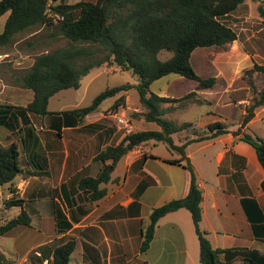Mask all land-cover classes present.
<instances>
[{
	"label": "crops",
	"instance_id": "obj_1",
	"mask_svg": "<svg viewBox=\"0 0 264 264\" xmlns=\"http://www.w3.org/2000/svg\"><path fill=\"white\" fill-rule=\"evenodd\" d=\"M258 4V0H244L229 14V25L237 38L226 50L211 46L192 51L191 66L193 55L199 50L195 61L203 63V70L196 73L201 77L214 76L212 87L198 89L195 80L168 74L155 80L159 83L153 91L172 99L161 104L165 118L177 125L189 124L172 133L175 144L209 134L206 126L214 122L227 130L210 139L189 141L184 147L185 161L192 165L202 193L201 229L206 231L213 248L239 250L226 264H264V192L260 188L264 169L253 146L240 139L241 133L264 139V106L255 109L241 133L233 134L255 94L241 78L242 71L253 63L264 67V19L257 13ZM162 78L164 82L160 81ZM247 78L257 91L264 88L261 72H252ZM13 80L11 84L0 79L1 106L25 105L33 97V92L29 93L23 103L16 104L14 99L24 97V91L30 89L18 86L15 76ZM50 98L47 109L51 112L78 107L51 108ZM108 106H98L81 117L62 113L32 116L20 135L13 134L0 120V144H17L23 170L13 179L16 195L23 200L21 205L5 207L3 200L12 194L7 185H0V224L22 210L30 217L29 225H17L0 236V264H29L31 254L36 256V264H47L54 248L70 237L76 241L72 255L78 264H200L198 239L185 208L160 217L148 249L139 251L141 229L151 210L185 192L187 171L168 162L179 158L178 153L157 154L149 146L151 141L142 146L144 152L140 155L147 156L143 169L146 171L150 161H157L158 165L149 173L155 183L144 189L138 204L133 203L131 193L142 177L133 166L139 157L128 161L124 156L119 160L111 177L114 180L120 176L117 188L110 190L111 180L102 184L109 188L97 201H90L76 187L81 176L97 175L102 162L94 160L95 151L110 145L113 139L106 121L98 117ZM90 116L96 119L89 120ZM147 123L152 126L146 129H159L156 123ZM13 124L17 129L22 126L19 122ZM35 172L40 174H32ZM66 223L70 224L67 228ZM220 258L225 259L223 254Z\"/></svg>",
	"mask_w": 264,
	"mask_h": 264
},
{
	"label": "trees",
	"instance_id": "obj_2",
	"mask_svg": "<svg viewBox=\"0 0 264 264\" xmlns=\"http://www.w3.org/2000/svg\"><path fill=\"white\" fill-rule=\"evenodd\" d=\"M244 0H78L67 3L65 0H0V16L7 18L0 32V55L17 40L22 32L54 26L52 34L67 40L66 44L37 55L32 64L15 75L18 86L30 89L32 99L25 105H0V120L13 134L20 135L23 126L31 123V117L51 113L73 114L79 117L95 111L108 97L120 91H127L129 83L106 88L91 100L90 104L60 112L47 109L49 98L65 89H77L82 77L91 69L102 64H115L123 70H130L136 77L134 87L138 92V101L142 117L147 122H154L159 129L132 130L126 133L116 144L107 145L98 150L94 160L102 166L96 176H81L76 187L87 195L90 201H97L107 193L106 184L111 180L110 166L114 168L134 147L153 142H163L169 151L179 154V158L168 160L181 165L187 171L185 192L154 207L141 229L140 252H145L153 237L156 222L168 212L185 208L189 211L199 244L200 264H226L239 250L234 248H213L201 229V198L192 165L185 161L184 147L189 141L210 139L227 132L225 127L214 122L206 126L209 134L198 135L187 142L177 145L172 133L189 125H177L163 116L161 104L171 101L170 97L159 96L150 90V84L168 74H178L197 82L198 89L213 86L214 76H199L190 64L192 51L197 47H215L226 50L231 41L237 38L236 31L229 25L230 13ZM258 15L264 19V0H258ZM58 14L61 18H56ZM30 43L29 41L27 42ZM161 51L171 55L162 60ZM261 72L264 67L257 63L242 71L243 78L253 89L254 96L246 107L241 125L233 134L241 133L244 126L254 115L257 107L264 106V88L256 90L253 82L247 78L252 72ZM120 96L114 100L112 108L123 102ZM14 122L21 123L20 128ZM240 139L253 146L257 159L264 169V139L241 133ZM141 154L133 166L142 176L132 191L133 203L146 187L155 183L152 175L143 169L146 159ZM39 158V157H38ZM37 160V159H36ZM107 162V163H106ZM23 170L19 161L17 144H0V185H7L12 196L3 200L5 207L21 205L23 200L16 195L13 179ZM38 175L40 173H32ZM264 192V178L260 183ZM30 217L22 210L17 216L0 224V236L17 225H29ZM70 224L66 223V228ZM76 241L70 237L58 244L47 264H70ZM225 259L222 260L220 255ZM29 264H36V256L29 257Z\"/></svg>",
	"mask_w": 264,
	"mask_h": 264
},
{
	"label": "rangeland",
	"instance_id": "obj_3",
	"mask_svg": "<svg viewBox=\"0 0 264 264\" xmlns=\"http://www.w3.org/2000/svg\"><path fill=\"white\" fill-rule=\"evenodd\" d=\"M67 3H74L78 0H65ZM7 17V13H4L0 16V31L3 29V25L5 19ZM54 31V26H44L39 29H31L25 32H22L17 37V40L13 42L10 46L6 48L7 54L0 55V79L11 84H14L13 77L17 73H21L25 69H27L33 62L34 58L41 54L45 53L49 50H52L56 47L64 46L67 40L59 35H54L52 32ZM30 42L29 44L27 42ZM199 50L193 55L192 63L195 72H202L203 69H200V66L203 67V63L198 61L196 62L195 55ZM171 54L167 51H161L159 53V58L164 60L168 58ZM192 67V66H191ZM192 67V68H193ZM162 82L165 81V78L160 80ZM136 77L132 74L130 70H123L117 67L115 64H102L101 66L95 67L90 70V72L82 77L80 86L77 89L69 88L62 91L57 92L50 98V107L51 108H70L71 106L83 107L90 104L91 100L98 93L103 91L106 88L118 86L121 84L129 83L132 86L127 91H120L115 96L106 98L100 105L99 108L103 109L112 103L115 99L120 96L124 97L123 102L119 105H123L128 108L129 111V120L132 125V130H144L148 126L151 127L152 124H148L141 115V107L138 101V92L134 85L136 84ZM159 82L155 81L150 85V90L154 91L157 88ZM15 95L18 96V89H15ZM24 97L14 99L16 104L23 103L25 101V96L32 93L30 90L24 91ZM27 97V96H26ZM112 104L108 106L107 109L103 110L101 113L103 116L99 115L100 120L106 121L105 124L111 129L113 134V139L111 140V144H114L118 137L124 133L123 128L117 127L114 121L108 117H106L107 113L111 110ZM115 108V107H114ZM142 110V109H141ZM89 120L96 119V116L88 117ZM145 144L138 145L134 147L131 151H129L125 156L128 161H131L140 156V153L144 148L142 146ZM150 148L161 155H171L169 150H167L166 144L163 142H150ZM100 150L98 147L95 153ZM123 160H121L120 165H122ZM158 165L157 161H150L146 167V171L152 174V170ZM115 169L112 168L110 170L111 177L115 175ZM120 176L112 179L110 184V190L114 191L117 188V184L119 182ZM109 188V186H107ZM107 188V190H108ZM70 264H78L75 259V256L71 255Z\"/></svg>",
	"mask_w": 264,
	"mask_h": 264
},
{
	"label": "built area",
	"instance_id": "obj_4",
	"mask_svg": "<svg viewBox=\"0 0 264 264\" xmlns=\"http://www.w3.org/2000/svg\"><path fill=\"white\" fill-rule=\"evenodd\" d=\"M54 16L56 18H61V16L58 14H54ZM106 117L112 119L117 125V127L123 128L124 134L132 131V125L129 120V111L127 107H124L123 105H118L113 108V110L109 111Z\"/></svg>",
	"mask_w": 264,
	"mask_h": 264
},
{
	"label": "water",
	"instance_id": "obj_5",
	"mask_svg": "<svg viewBox=\"0 0 264 264\" xmlns=\"http://www.w3.org/2000/svg\"><path fill=\"white\" fill-rule=\"evenodd\" d=\"M110 169H112V167L110 166Z\"/></svg>",
	"mask_w": 264,
	"mask_h": 264
}]
</instances>
